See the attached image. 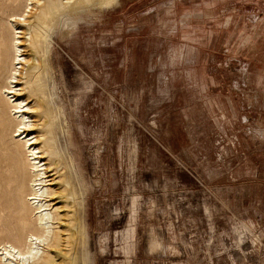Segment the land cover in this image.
Wrapping results in <instances>:
<instances>
[{
    "label": "rangeland",
    "instance_id": "obj_1",
    "mask_svg": "<svg viewBox=\"0 0 264 264\" xmlns=\"http://www.w3.org/2000/svg\"><path fill=\"white\" fill-rule=\"evenodd\" d=\"M26 4L0 0V91L7 17ZM70 15L53 23L48 59L37 54L33 99L72 206L73 264H264V0ZM10 110L0 94V243L30 176L13 173Z\"/></svg>",
    "mask_w": 264,
    "mask_h": 264
},
{
    "label": "bare ground",
    "instance_id": "obj_2",
    "mask_svg": "<svg viewBox=\"0 0 264 264\" xmlns=\"http://www.w3.org/2000/svg\"><path fill=\"white\" fill-rule=\"evenodd\" d=\"M118 1L27 0L23 14L7 17L14 32L10 40L13 57L0 94L10 105L16 123L13 138L22 148L19 156L12 153L15 157L13 173L18 178V173L23 174L26 170L30 176L26 191L23 192L25 181L18 179L11 194L7 206L11 213L5 224L9 237L0 243V264L74 263L70 252L74 236L72 206L63 194L65 181L57 176L60 170L53 160L57 153L44 130L49 123L45 121L42 103L39 98L33 99L36 93L34 80L40 63L37 54L42 48L48 59L50 32L56 20L88 6L108 8Z\"/></svg>",
    "mask_w": 264,
    "mask_h": 264
}]
</instances>
